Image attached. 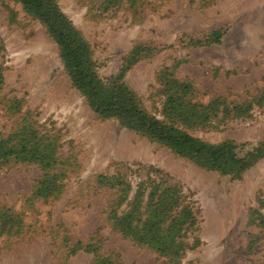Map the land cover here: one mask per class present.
<instances>
[{
    "label": "rangeland",
    "instance_id": "obj_1",
    "mask_svg": "<svg viewBox=\"0 0 264 264\" xmlns=\"http://www.w3.org/2000/svg\"><path fill=\"white\" fill-rule=\"evenodd\" d=\"M56 3L102 86L126 88L149 116L204 142L233 141L240 156L264 142V0ZM0 74V138L22 132L52 156L0 166V264H264V157L223 173L100 117L18 0H0ZM140 183L142 204L163 184L193 201L196 227L177 263L113 224L111 207L121 215Z\"/></svg>",
    "mask_w": 264,
    "mask_h": 264
},
{
    "label": "trees",
    "instance_id": "obj_2",
    "mask_svg": "<svg viewBox=\"0 0 264 264\" xmlns=\"http://www.w3.org/2000/svg\"><path fill=\"white\" fill-rule=\"evenodd\" d=\"M18 1L45 25L58 46L64 68L72 84L85 95L91 108L100 117H116L129 128L168 145L204 167L223 173L237 175L256 159L264 157V142H260L247 154L240 156L237 145L233 141L207 143L180 131L173 124H167L149 116L140 108L126 88L107 89L101 85L93 68L88 44L61 12L56 0ZM222 35V29L214 30L209 34L208 40L218 43ZM1 84L0 74V88ZM169 99L171 100L172 97ZM3 103L8 105V109H12L19 102L10 104L8 99H5ZM166 107L168 108L169 105ZM171 109L176 112V109L181 110V105H173ZM29 142V138L27 141L22 139V132L19 131L0 138V166L9 158L49 163L52 156L50 150L45 149L46 145L42 142L30 145ZM142 186L143 183H140L133 200L128 202L129 208L122 211L121 215H115V210L111 207L113 224L123 236L138 243L145 242L146 245L154 247L159 255L170 262L177 263L188 247L186 238L190 235L189 233H194L196 227L197 212L194 210L193 201L176 187L163 184L153 186L147 201L142 204L140 197L144 190L139 189ZM0 214H3L1 210ZM256 220L258 224L264 225L262 214H257ZM3 225L6 224L3 223Z\"/></svg>",
    "mask_w": 264,
    "mask_h": 264
}]
</instances>
